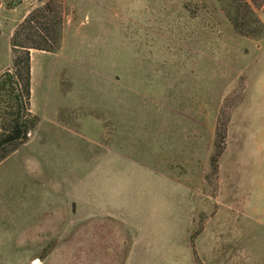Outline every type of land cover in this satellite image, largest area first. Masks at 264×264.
<instances>
[{"label": "rangeland", "instance_id": "374dc122", "mask_svg": "<svg viewBox=\"0 0 264 264\" xmlns=\"http://www.w3.org/2000/svg\"><path fill=\"white\" fill-rule=\"evenodd\" d=\"M11 1L0 67L48 0ZM54 1L38 122L0 161V264H264V220H239L264 208V0L255 37L226 0Z\"/></svg>", "mask_w": 264, "mask_h": 264}, {"label": "trees", "instance_id": "16d2710c", "mask_svg": "<svg viewBox=\"0 0 264 264\" xmlns=\"http://www.w3.org/2000/svg\"><path fill=\"white\" fill-rule=\"evenodd\" d=\"M12 0L7 6L16 5ZM263 0H226L225 14L234 31L246 37L261 33L256 9ZM61 4L48 0L29 9L10 39L11 63L0 72V161L23 144L38 122L29 108L31 50L56 52L62 39ZM218 155V154H217ZM215 164L216 156L212 159Z\"/></svg>", "mask_w": 264, "mask_h": 264}, {"label": "crops", "instance_id": "0c3cea01", "mask_svg": "<svg viewBox=\"0 0 264 264\" xmlns=\"http://www.w3.org/2000/svg\"><path fill=\"white\" fill-rule=\"evenodd\" d=\"M22 3H20L19 5H21ZM17 5V6H19ZM14 9L13 8H10V9H7L5 7L2 6V4H0V34L2 32V28H3V21H7V17H8V14L9 13H13ZM28 12V10H26L23 14H22V19L23 17L25 16V14ZM21 19V20H22ZM16 22H15V19L13 17V23L11 24L10 28H9V33H8V37L10 39V36L16 26ZM10 46V45H9ZM9 64H3L1 67H0V72L2 70H4ZM233 214H232V217L230 219V223L232 225V220H235L233 218ZM247 219V220H264V208H255L254 207V204L251 206V208L247 209V213H245L244 215H242L241 217H239V220H242V219ZM243 221H246V220H243ZM264 228L259 226V230H260V233L263 230ZM240 237H244L243 234H239ZM233 237H237V236H234V235H231V241L233 239ZM245 244V243H244Z\"/></svg>", "mask_w": 264, "mask_h": 264}, {"label": "bare ground", "instance_id": "6f19581e", "mask_svg": "<svg viewBox=\"0 0 264 264\" xmlns=\"http://www.w3.org/2000/svg\"><path fill=\"white\" fill-rule=\"evenodd\" d=\"M35 264H38V263H35Z\"/></svg>", "mask_w": 264, "mask_h": 264}]
</instances>
